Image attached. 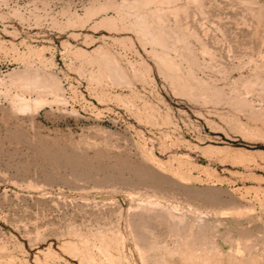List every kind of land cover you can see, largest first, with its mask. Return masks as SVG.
Segmentation results:
<instances>
[{
    "label": "rangeland",
    "instance_id": "rangeland-1",
    "mask_svg": "<svg viewBox=\"0 0 264 264\" xmlns=\"http://www.w3.org/2000/svg\"><path fill=\"white\" fill-rule=\"evenodd\" d=\"M0 264H264V0H0Z\"/></svg>",
    "mask_w": 264,
    "mask_h": 264
},
{
    "label": "bare ground",
    "instance_id": "bare-ground-1",
    "mask_svg": "<svg viewBox=\"0 0 264 264\" xmlns=\"http://www.w3.org/2000/svg\"><path fill=\"white\" fill-rule=\"evenodd\" d=\"M158 40V38H157ZM165 45V44H164ZM108 57V56H107ZM107 60V59H106ZM109 63V61H108ZM110 64V63H109ZM108 64V65H109ZM116 64V63H115ZM115 67V66H114ZM117 67V65H116ZM119 69V67H118ZM113 70V69H112ZM116 71V69H115ZM118 72V70H117ZM48 74V73H47ZM118 74V73H117ZM115 75V74H114ZM121 77H123L124 75H120ZM49 77V75H48ZM52 77V76H51ZM117 77V75H116ZM120 78V77H119ZM126 77H124L123 79L125 80ZM122 79V78H121ZM20 80L23 81V83L31 88H35L37 89L38 87H40L41 85H43L44 83H47V79H42L39 75H35L33 78L32 77H28L27 75L21 76ZM45 85V84H44ZM45 102V100L43 98H39L37 99V101L35 102V107H41L42 104ZM16 103V102H15ZM18 108L22 111L25 110H30L31 109V105L25 100V98L21 97L18 100ZM39 109V108H38ZM183 224V223H182Z\"/></svg>",
    "mask_w": 264,
    "mask_h": 264
}]
</instances>
